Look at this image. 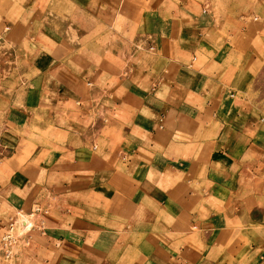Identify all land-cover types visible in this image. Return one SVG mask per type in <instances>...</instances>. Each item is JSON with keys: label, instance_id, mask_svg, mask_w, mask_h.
I'll return each mask as SVG.
<instances>
[{"label": "crops", "instance_id": "1", "mask_svg": "<svg viewBox=\"0 0 264 264\" xmlns=\"http://www.w3.org/2000/svg\"><path fill=\"white\" fill-rule=\"evenodd\" d=\"M62 1L75 13V44L53 0H0V34L24 45L27 78L6 130L33 128L40 111L66 134L39 156L41 186L3 174L0 238L9 214L42 196L56 204L26 264H264V0L257 20L226 30L229 42L210 37L208 0ZM74 105L75 131L58 124L74 120ZM92 111L130 147L117 158L129 176L89 148ZM15 137L0 140L2 153ZM98 189L119 198L100 210L103 224L81 203Z\"/></svg>", "mask_w": 264, "mask_h": 264}, {"label": "rangeland", "instance_id": "2", "mask_svg": "<svg viewBox=\"0 0 264 264\" xmlns=\"http://www.w3.org/2000/svg\"><path fill=\"white\" fill-rule=\"evenodd\" d=\"M59 5L63 7L65 16L71 17L72 19L63 22L57 21L58 25L65 24V26L68 27V43L75 44V20H73L75 13L70 12L71 8L63 3L62 0H53L51 10L55 11ZM206 7L209 11L208 14L214 20L210 30V34H212L210 37L214 35L221 39V36L223 35V39H226L228 40L227 42H229L230 38H226L225 36L227 32L226 30H230V33H232L234 29H239V31H241L249 20L256 16L257 0H208ZM255 19L257 20L258 18L254 17V20ZM38 23L44 24L45 20L44 22L38 21L35 25ZM103 41L104 40H102V42ZM141 44L142 43L137 44L138 49L141 48ZM23 46L24 45L20 46L19 37H16L12 33L3 32L0 34V140H4L10 136V139H13V143H16L15 136H17L19 137V140L21 139L22 141L15 150H10L8 153L7 150L2 153L4 148L0 147L1 155H3V160H1L2 164H0V179L3 181V174L8 177L7 174L16 170L26 176L29 180H32L35 185L41 186L43 182L41 179L42 173L38 170V161L40 160L39 156H41L42 153H46L45 151L47 148L55 150L54 148L58 146L59 142L63 143V139L66 134L55 130L58 117H56V120H51L40 115V111L33 113V119L37 121L33 124V128H22L15 131L6 130L8 128L5 127V116L10 110L23 109V97L27 91V85L25 84L27 82L25 69L21 67L26 62L24 50L22 49ZM84 91H82V93H84ZM68 111L73 114L74 120L65 121L64 123L59 122L58 124L61 127L68 125V127L64 128L75 131V126H77V124L75 125V105L74 107H71V109L69 108ZM91 113L92 114H89L90 121H85L86 123L83 127L84 129L85 127H89L91 130L95 131L94 136L91 139V144L89 145L92 152L94 151L93 155L95 157L97 156L96 158L100 161H103L104 159L108 160L110 165H106L108 167L107 169H112L119 175L121 172H127V175L129 176L130 173L128 170L125 171V167L121 164V160L117 158L124 157L126 154H128V158H130V147H122L123 138L116 127L112 126L111 131H105V125H108L109 122L106 118H104L101 112L92 111ZM25 141L28 142L26 146L23 143ZM93 148H95V150H93ZM35 151L36 153L34 159H32V164L25 165L27 158H29V156ZM8 157H11V159L8 160ZM125 161L126 159L124 162ZM98 167L102 169L103 165ZM116 186L120 188V184H117ZM118 199L119 198L117 196H114L113 198L106 197L105 199L103 191L98 189L93 199L88 202L84 201L81 203L86 204V210L88 207H96L98 211L96 213L95 220L103 224L104 216L100 210L106 212L115 211L119 201ZM55 204L56 202L54 199L49 197L44 199V197L41 196L32 203L30 211L36 207L41 208L42 211L46 210L47 214L43 217L45 221V219L49 217L50 211L53 210ZM64 204L67 205L66 202ZM68 204L70 205V213L73 217H75V208L72 207L75 205V201L73 204L71 202H68ZM29 213L30 212L27 213L23 210H13L7 219L4 220V223L7 226L11 219H17L18 222L23 223L27 221L25 217H27ZM112 213L114 214V212ZM73 219L75 220V218ZM92 219H94V217H92ZM44 230H47L46 227ZM1 233L2 232H0V235ZM33 236L41 237L42 235L37 230L32 232L29 245L25 246L23 242L18 243L14 251L13 258L7 261L0 256V264H26L27 262L24 259L26 258L25 253L26 250L30 248L31 242H33Z\"/></svg>", "mask_w": 264, "mask_h": 264}, {"label": "built area", "instance_id": "3", "mask_svg": "<svg viewBox=\"0 0 264 264\" xmlns=\"http://www.w3.org/2000/svg\"><path fill=\"white\" fill-rule=\"evenodd\" d=\"M46 214V210L42 211L41 208L36 207L25 217L27 221L23 223L18 222L17 219H11L0 238V256L4 260L9 261L13 258L18 243L23 242L25 246H28L31 241V233L36 230L44 236L45 221L43 217Z\"/></svg>", "mask_w": 264, "mask_h": 264}, {"label": "bare ground", "instance_id": "4", "mask_svg": "<svg viewBox=\"0 0 264 264\" xmlns=\"http://www.w3.org/2000/svg\"><path fill=\"white\" fill-rule=\"evenodd\" d=\"M22 219H23V217H22ZM24 221H25V219H24Z\"/></svg>", "mask_w": 264, "mask_h": 264}]
</instances>
